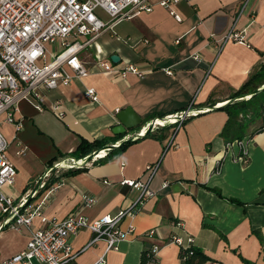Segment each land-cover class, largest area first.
<instances>
[{
	"label": "crops",
	"instance_id": "obj_1",
	"mask_svg": "<svg viewBox=\"0 0 264 264\" xmlns=\"http://www.w3.org/2000/svg\"><path fill=\"white\" fill-rule=\"evenodd\" d=\"M151 2V11L118 21L80 50L89 75L53 89L38 86L43 108L37 107V99L17 97L15 117L22 127L3 124L8 155L17 168L14 183L5 190L18 202L26 199L52 163L84 154L78 150L83 139L110 145L128 137L139 128L113 132L121 109L131 107L142 127L192 107L200 112L180 125L154 128L155 135L130 141L112 159L102 160L106 152L72 174L67 170L82 166L53 169L27 207L40 204V212L50 219L73 212L96 219L116 214L139 198L140 191L122 180L141 179L155 194L144 197L136 213L122 220L121 227L132 225L134 232L105 253L106 264H180L174 235L192 236L218 264H264V111L241 138L232 133L227 139L222 131L228 113L213 108L232 102V93L264 63V0H180L173 9L182 20L160 0ZM232 28L243 31L245 42H223ZM113 54L119 61L112 60ZM100 61L111 62L117 71H104ZM127 63L136 64L143 74L122 76L119 69ZM90 86L99 100L85 96ZM55 103L61 105L62 115L52 109ZM157 162L155 172L147 167ZM82 193L97 202L85 206ZM41 226L39 215L31 227L19 228L4 225L0 216V259L23 250ZM151 229L154 236L147 235ZM93 237L86 227L72 236L74 256L67 264H92L104 254L106 241L92 244ZM155 243L161 245L158 252L144 260Z\"/></svg>",
	"mask_w": 264,
	"mask_h": 264
},
{
	"label": "built area",
	"instance_id": "obj_2",
	"mask_svg": "<svg viewBox=\"0 0 264 264\" xmlns=\"http://www.w3.org/2000/svg\"><path fill=\"white\" fill-rule=\"evenodd\" d=\"M179 1L160 0V4L170 8L171 13L178 20H182V16L173 9V4ZM99 8L108 15L107 20L97 14L96 10ZM152 9L151 0H0V216L4 219V225L17 228L21 225L31 227L36 215L42 221V226L33 230L26 247L9 258L0 259V264H67L74 256L71 238L85 227L94 233L92 244L100 239L106 241L104 254L92 264H106L105 253L117 248L120 241L128 239L134 232L132 225L123 229L120 225L122 220L136 213L144 197L155 194L148 183L141 179L122 180L123 184L140 191L139 198L116 214H106L96 219H89L80 212L70 213L63 219H50L40 212V204L35 208L27 207L28 205L23 207L27 198L18 202L5 190L6 186L14 183L17 168L8 155L9 141L3 132V124L8 122L17 129L21 128L22 120L15 117L19 95L30 100L37 99V107L43 108L44 97L38 86L53 89L60 85H69L74 77L89 75V69L79 56L80 50L93 37L114 27L118 21L133 18L142 11ZM230 40L245 42V35L242 30L232 28L223 37V42ZM195 58L201 59L199 55H195ZM99 64L106 72L117 71L109 61H100ZM119 72L122 76H126L128 72L143 74L134 63L125 64ZM85 96L94 101L99 100L98 92L93 86L86 89ZM51 107L58 115H62L59 103ZM199 112V109L189 107L165 115L162 117L164 123L155 118L130 135L145 134L150 127L153 130L168 123L180 125ZM105 153L106 151L103 154ZM103 154L98 153L94 158ZM69 159L70 164L65 165V161ZM69 159L62 161L57 168L82 166L76 164L72 158ZM147 167L154 168L155 172L159 162ZM44 185L45 182L42 181L40 186ZM82 199L87 207L97 202L96 197L88 193H82ZM178 224L180 222L175 223ZM154 234V229L147 232L148 236ZM171 240L184 246L194 242L192 236L184 239L174 235ZM160 247L159 243H155L152 247L153 253L156 254Z\"/></svg>",
	"mask_w": 264,
	"mask_h": 264
},
{
	"label": "trees",
	"instance_id": "obj_3",
	"mask_svg": "<svg viewBox=\"0 0 264 264\" xmlns=\"http://www.w3.org/2000/svg\"><path fill=\"white\" fill-rule=\"evenodd\" d=\"M262 86H264V63L260 66V68L256 72H254L249 77V79L242 85L241 88L235 90L232 93L231 98H236L242 94H248L252 92L253 90L259 87H262ZM209 102H213L212 106L216 104L212 97H210ZM219 108L224 109L228 113V120L223 128L222 135L226 136L228 139L232 133H235L233 137L241 138L242 131L245 130V127L249 125L252 119L262 114V112L264 111V88L261 91L253 94L248 99L244 98V99H238L232 102H228L227 104ZM163 116L164 115H162L161 117ZM171 125L173 124L168 123V124L162 125V129L169 127ZM138 128H141V126ZM153 133L154 132L151 131V132H148L147 135H150ZM123 136L124 135H122L120 138H122ZM128 143L129 142L122 144L117 149H112V150L107 151V154L105 155V157L102 158V160H109V159L114 158L116 156V153L119 150H123ZM106 144L107 143L101 144L99 141L90 143L83 139L79 145L78 150L80 151L84 150L82 151L84 154L80 153L81 154L80 156H76V155L75 156L79 159H84L87 155L96 151L97 149L104 147ZM78 150H76L75 152H77ZM85 169L86 168L82 166L76 169H69L67 170V173L72 174V173H76L78 171L85 170ZM213 190L216 191L219 195H221V192L218 189L213 188ZM230 200L237 202V203H241V201L236 200V199H230ZM153 256H154V253L152 249H150L149 251H146L144 255V260L148 258L150 259ZM180 258H181V264H216L217 263L210 256H208L204 251L198 248L194 244V242L188 243L185 246L180 245Z\"/></svg>",
	"mask_w": 264,
	"mask_h": 264
},
{
	"label": "water",
	"instance_id": "obj_4",
	"mask_svg": "<svg viewBox=\"0 0 264 264\" xmlns=\"http://www.w3.org/2000/svg\"><path fill=\"white\" fill-rule=\"evenodd\" d=\"M111 58L114 62L119 61V59H120V57L116 54H113ZM263 88H264V86L259 87L255 90H253L251 92V94H255V93L261 91ZM246 96H247V94H242L236 98H232V100L235 101L238 99H244V98H246ZM227 103H225V104H227ZM222 106L223 105L221 104V105L215 106L213 108H219ZM116 116L119 120L118 124L113 128V132L116 134L126 133L128 130H131V129L133 130L134 128L140 127V125H141V118L135 113V111L131 107H126L124 109L119 110L116 113ZM150 131H151V127L145 134H147ZM145 134L130 135V136L126 137L125 139H123L122 141H120L119 143H113L110 145H106V146H104L100 149H97L96 151L90 153L82 161H79V159L75 158L74 156H70V157L74 160V162L76 164L83 166L86 163H88L90 160H92L95 157V155L98 154L101 150H104L107 152L109 150H112V149H115V148L121 146L124 143L130 142V141L137 139V138H140V137L144 136ZM61 164H62V160H59V161H56L55 163H53L52 165H50L46 169L45 173L38 180L37 188L33 192H31L30 195L27 197L26 201L24 202L23 207L26 206L34 198L38 187L40 186V184L44 180L47 173L52 171L53 169L57 168Z\"/></svg>",
	"mask_w": 264,
	"mask_h": 264
},
{
	"label": "rangeland",
	"instance_id": "obj_5",
	"mask_svg": "<svg viewBox=\"0 0 264 264\" xmlns=\"http://www.w3.org/2000/svg\"><path fill=\"white\" fill-rule=\"evenodd\" d=\"M96 12H97V14H98L100 17H102L103 19H107V16H106L104 10H102L101 8L97 9ZM87 37H90V35L87 36Z\"/></svg>",
	"mask_w": 264,
	"mask_h": 264
},
{
	"label": "bare ground",
	"instance_id": "obj_6",
	"mask_svg": "<svg viewBox=\"0 0 264 264\" xmlns=\"http://www.w3.org/2000/svg\"><path fill=\"white\" fill-rule=\"evenodd\" d=\"M158 121L160 122V123H164V119L163 118H158ZM105 151L104 150H101L99 153H101V154H103ZM70 163H65V165H69Z\"/></svg>",
	"mask_w": 264,
	"mask_h": 264
}]
</instances>
